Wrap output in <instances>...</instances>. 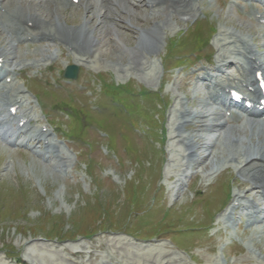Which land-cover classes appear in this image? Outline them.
I'll return each instance as SVG.
<instances>
[{"label":"rangeland","instance_id":"obj_1","mask_svg":"<svg viewBox=\"0 0 264 264\" xmlns=\"http://www.w3.org/2000/svg\"><path fill=\"white\" fill-rule=\"evenodd\" d=\"M122 4L125 7L124 4L129 5L130 3L125 1ZM133 9L136 16L133 18V22L137 23V19H139L142 24L149 26L159 17L160 22L162 19L164 27L159 50L155 53L145 52L146 58L142 60L144 65L142 67H137L139 60L133 58V49L139 40L137 33L129 27L131 21L113 23L117 33L104 28L105 32L100 31L96 34L99 39L113 38L117 34L125 40L122 42L119 36L116 37L117 40L119 38V42L124 44V51L117 50L112 45L103 46V49L105 48L104 50L110 53L107 58L95 56L91 61L79 60V54L70 53L65 47L47 41H35L26 47L20 46L16 52L19 55L31 54L29 59L33 61L36 58L41 60L43 70L44 65L51 62L52 57L56 59L51 68L52 72H45L44 78L49 80L48 85L50 86H53L52 83H55L56 80L58 82L57 89L51 90L50 87L39 86L30 77L25 79L26 84L34 87L41 94L48 110H50L49 104L54 102L55 104L57 102L62 104L69 99L78 102L77 99L81 98L80 101L85 103L90 97L93 104L108 102L109 99L101 93L102 84L95 77L97 74H103V78L107 81L110 80L119 84L130 82L137 88L145 87L154 92L159 90L168 104L162 111H153L155 108L153 106L158 101L154 104L150 103L152 111L149 112L152 113V116L158 117V113L161 115L160 127L156 126L155 131H153L155 135L159 136L156 129L164 128L165 139L159 136L158 139L154 138L152 143L148 140H141L124 125L121 126V121H118L117 118L110 119L113 122L107 120L111 122L113 132L104 123L99 122L92 125L96 129L103 127L112 134L113 145H115L113 150L119 153V160H117L106 146L108 142H111L110 139H106L105 136L100 138V135L98 136L91 129H88L89 127L83 128L81 120H77V113L71 111L72 119H69L66 113L55 110L51 112L53 113L51 116H42L40 124H50V121L55 120V122H51L52 125L50 124L54 126L59 121L66 130L70 129L74 134L80 133L83 142H87V145L91 144V150L81 141L72 142L66 138L58 137V142L61 145L58 146L57 153L54 155H59L61 160L49 162L25 149L14 150L15 148L9 144L5 146L0 144L1 264H47L52 260L55 261V264H59L61 260L58 259V256H62L64 259L66 257L71 258V264H81L82 262L88 264V255L79 259L77 256L73 257V255L67 254L68 251H64V248L84 249L89 252L94 247L93 254L98 257L97 260L94 257L92 260L94 263L100 262L103 257L107 261L113 259L110 261L113 264L114 261L120 260L126 262L139 261L144 259V256L146 257L145 254L151 252L148 251L149 249L163 250L162 248H164L166 251H163H168V255L171 253L172 258L182 256L187 264H264V260L258 262L246 257V254L252 249L249 247L251 243L248 240L250 233L245 232L241 227L227 228L225 225H217L224 213L220 211V199L226 191H232V199L237 192H243V188H240L238 184L242 178L237 169L232 166L222 168V172L220 170V173L217 172L219 175L216 173L212 177V168L219 163L213 164L212 160H208L202 164L192 165V159L187 156V148L183 143L177 142L179 139L174 140V134L178 131L173 123L176 113L174 110L177 108V104L179 105L182 100L184 102L183 107L190 108L193 106L194 98L199 100L201 96L203 97L199 89L195 85L192 86L193 83L190 82L185 88L182 79L200 67L211 68V66L199 64L184 72L181 69L171 71L163 67L162 58L164 57L169 62L170 59L165 56L167 45L180 32L184 35L188 33L190 25L199 19L198 12L196 15L194 12L190 19L184 20L181 16H177V18L172 14L169 18L165 12L162 13V10L152 15V10L144 6L143 2L139 6H134ZM199 11H204L210 19V22L204 24L210 23L217 31L211 41L209 51L206 52V54L214 52L213 58L215 57V59L221 49L217 45L219 32L221 29L232 30L233 26L231 25L235 27L252 26L253 36L258 37L257 42L264 43L262 34L259 36L254 33L255 26L258 28L259 26L253 18L244 17V10L231 6V0L229 2L204 0ZM65 12L72 22L80 21L84 15L80 8ZM202 16L203 13L199 17ZM186 17H190V15L188 14ZM207 31L208 29H202L203 34H207ZM247 34L250 43L256 47V37L253 39L249 32ZM193 36V33H189V37H183L181 40H188ZM184 47L186 48L182 52L188 53L186 51L191 49L192 45L188 46L187 42ZM263 49L264 47H261V50ZM220 52L229 54L225 48H222ZM68 63H76L82 68L80 81L67 82L61 79L59 69L62 70ZM128 65H134L137 68H129ZM145 68L147 69L145 70ZM93 80H95V85L92 86ZM82 84H86L88 88H82ZM90 86L93 90L92 94ZM190 93L194 98L190 96ZM185 94H189V98L184 99ZM84 103L82 104L83 107H85ZM159 106L161 107V105ZM99 108L102 109L103 107L99 106ZM36 109L41 111L39 107ZM135 110L141 115L142 110ZM79 111L83 113L82 110ZM90 113L92 112L88 109L85 115L88 116ZM103 117V115L93 113L88 118L96 121ZM144 118L150 122L148 116H144ZM142 123L146 125L144 121ZM195 128L187 129L184 133H202L200 128ZM121 132L124 134L123 136ZM227 132L226 137L225 132L217 133L221 135L219 139H217L215 131L211 134L203 132L205 134L204 142L215 141L216 144L211 149L214 156L218 154L221 157L222 163L229 156L222 151V147L227 149L230 141V133ZM251 133V131H247L244 136L250 137ZM148 137L147 135L145 139ZM254 140L259 139L254 137ZM237 148L241 150L244 145ZM75 161L77 166L73 168ZM92 162H98L101 168H93L91 176L85 168H87L88 163L92 164ZM182 167L188 168L187 174L183 178H177L176 176ZM195 172L198 173L197 177L194 178L195 180L186 183L189 175L195 174ZM171 174H174L177 179L169 180L168 177ZM130 181H138L141 186L137 187ZM128 182L130 183L127 186L128 190H126L124 187ZM181 182L184 186L180 190L179 184ZM224 182H226L225 186L221 190ZM133 194L137 198H130ZM199 199L202 200L198 202ZM204 200H210V203L208 202L204 208L205 212L201 208V203ZM211 203L215 206L214 209H212ZM166 208L168 209L167 219L160 222L159 218ZM215 210L221 213L219 212L220 214L214 218L215 224L212 223L211 225V227L214 226L213 229L205 230L203 233L199 230L196 231L197 225H203L201 228L207 225L206 229H209L210 218ZM172 222H176L182 228H174V233L170 231L159 236L156 234L157 231L165 230V224ZM89 233H93V235H89ZM213 233L215 235L211 236ZM190 237H192L190 240H193L192 243L190 242L191 244L189 243ZM170 238L183 250L170 242ZM258 241L257 244L264 249V238H258ZM30 243L35 244L34 249L29 245ZM10 245L12 247L8 251ZM101 246L103 247L101 248ZM11 251H14L13 253L20 251L18 253L20 260L13 258L16 254L8 257L11 256L9 255ZM154 251L152 250L151 253L157 252ZM110 254H113L114 257ZM154 256L159 259L160 255L155 253ZM80 261L82 262L80 263Z\"/></svg>","mask_w":264,"mask_h":264},{"label":"bare ground","instance_id":"obj_2","mask_svg":"<svg viewBox=\"0 0 264 264\" xmlns=\"http://www.w3.org/2000/svg\"><path fill=\"white\" fill-rule=\"evenodd\" d=\"M125 1L130 4H124L125 7L114 8L116 2H121V5L122 3H125ZM135 1L136 0H80L79 3L83 6L84 15H82L80 21L75 20L76 22H72V20L69 19V16H66L65 12L71 8L73 4V1L71 0H0V25L2 24V29H0V59L11 60L10 66H13V62L16 61L19 56L18 52L15 51V48L17 47L15 42L36 38L50 39L52 42L55 41L61 45H66L68 49L71 48L81 52L86 58H89L91 54H95L97 58H107L110 56V53L109 51L104 50L105 48L103 49V46L108 47L107 45H112V47L117 50H123L124 44L118 40L119 38L122 42H125V40L117 34H115L113 38L108 37L99 39L96 37V34L100 31L105 32V29L111 32L114 31L113 33H115L116 30L115 27H113V23L118 24V22L127 23V21H131L129 27L137 33L139 40L138 44L134 46L133 58H138L139 62L137 67H142L144 66L142 60L146 58L145 52L155 53L159 50L161 32L164 30V27L163 21L161 19L160 22L159 17L149 26L142 24L139 19H137V23L133 22V18L136 17L133 9L134 6H137ZM145 1L156 5L160 8L157 9L159 11L162 10V13L165 12L169 18H171V14L174 17L181 15V18L185 20L193 16L192 12L196 0ZM123 12H126V16ZM188 14L190 17H186ZM132 24H134V26H132ZM231 26H233L232 30L221 29L223 30L221 32L222 41L227 46L234 47L233 49L236 54H239L244 61L241 62L240 58L231 59L230 56L219 55L218 63L221 66L228 65L231 68L236 67L239 69V74L233 77H227L222 68H218V72L216 73H211L212 70L209 69L202 71L203 75H207L205 77V84L210 88V95H208L209 98L204 97L196 100L190 93V96L194 98L193 106H190L191 108L183 107L184 102H182V100L179 102V105L177 104V108L174 110L177 114L175 113L174 115L173 123L175 126L177 125L179 133L174 137L178 138L186 146L189 155L192 158L193 165L198 163L202 164L208 160H212L213 164L219 163L212 168L214 172L211 173L213 174L220 168L230 166L228 161L235 162V167L238 169V173L242 178H247V183L239 182V187L245 188L246 190L243 194H235V201L233 206H231V211L226 216L224 215L219 223H225V225L229 226L226 222L231 213L237 208L245 207L249 212L244 215H246L245 217H247L249 226L252 229V235L248 238L249 243H251L249 247L264 253V249L257 244L259 242L258 238L264 236V119L263 122L253 120L248 121L247 124L237 125L232 124L230 118H225L224 114L218 108H215V106H213L212 109L209 108L211 101L213 105L217 104V99H215L216 96L219 99L229 97L226 92L227 88H241L243 84L255 86V71H264L263 50L260 52L255 50L248 41L249 38L247 32L250 33V36H252L253 39L256 37L253 36L252 26ZM254 33H258V30L254 29ZM117 36H119L118 40L116 39ZM257 38L258 37H256V39ZM257 45L260 47L261 44L257 42ZM127 67L132 68L136 66L128 65ZM0 71L3 72V78L10 76L9 73H12V75L16 73V71L12 72L9 67L5 66V64L0 68ZM220 76H223V78H220ZM15 86L17 85L15 84ZM183 86L185 87V84H183ZM22 89L21 84L17 87H13L5 84V82H0V104L5 105L12 103L11 106L18 105L19 108H23L24 101L28 99V94ZM251 94L253 96L259 95V91L256 90ZM185 98H189V94H185L184 99ZM257 103H260V100H258ZM258 107L259 105L254 108V112H258ZM29 113L30 112L22 115L21 118L28 119L27 123L24 125L23 129H20V134H18L14 141H12V144L16 146H26L34 154L37 153L39 143L44 140H49L51 134L36 128L34 130H28L27 128L30 125V117L33 115ZM3 115L4 111L0 110V132L5 134L10 131V121L1 119ZM250 115L255 117L258 116L257 113ZM209 118L214 119L212 124L207 123ZM232 118L234 120H240L241 116L239 115V112H234ZM190 123L191 125H195L196 128H200L202 133H183L182 130L185 128L188 129V124ZM206 128L213 129V131L216 132L217 139L221 136L217 133L222 129L224 130L226 128L224 133L225 137L226 131H228L227 133H230V141L227 149L222 147V151L229 155L225 158L226 161L224 163H222L223 160L218 154H215V156L213 155L211 148L216 144L215 141L210 140V142H204L203 139L205 138V134L203 132L207 130ZM247 131L252 132L250 137L244 136ZM254 137L259 140H254ZM47 144L48 145H45L47 149L53 148V143L51 141H48ZM243 145V149L241 148L240 150L237 148ZM170 178H172V176H170ZM257 193L260 194V196H258ZM243 218L244 217H242V219ZM253 224L258 225L252 227ZM29 245L32 248L35 246L34 243H30ZM102 247L103 246H101V248ZM94 248H91L89 252H86L84 249L71 250L68 248H64V251L67 250V254L69 253L73 255V257L77 256L79 259L88 255V264H93L94 262H92V260L95 257L93 254ZM152 250L157 251L154 252L157 253V255H160L159 259L157 256H154L155 253H151ZM148 251L151 252L145 254L146 257L144 256V259H140L139 261L134 260L132 262H126L125 260H120L114 261V264H186V261L182 256L172 258L170 256L171 253L169 255L167 254L168 251L165 252L161 249H149ZM252 255V252H248L246 257L249 258L252 257ZM110 256L114 257L113 254H110ZM163 256L165 257L161 259ZM19 257L20 256H17V254L13 256V258H17V260H20ZM154 257L157 259L155 260ZM58 259L61 260L60 263L58 262L59 264H71L72 262L70 261L71 258L69 259L67 257L64 259V257L58 256ZM95 259L97 260L98 257H95ZM180 259H182V262ZM74 260L75 259L73 258V261ZM100 260V262L94 264H113L110 263L113 259L107 261L104 260L103 257V259L101 258ZM54 262L52 260V262L47 264H55ZM81 262L82 261H80V263ZM81 264L84 263L82 262Z\"/></svg>","mask_w":264,"mask_h":264},{"label":"water","instance_id":"obj_3","mask_svg":"<svg viewBox=\"0 0 264 264\" xmlns=\"http://www.w3.org/2000/svg\"><path fill=\"white\" fill-rule=\"evenodd\" d=\"M66 75H68V76H75V74L73 75V73L70 70H68V72H66Z\"/></svg>","mask_w":264,"mask_h":264}]
</instances>
